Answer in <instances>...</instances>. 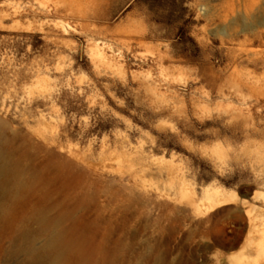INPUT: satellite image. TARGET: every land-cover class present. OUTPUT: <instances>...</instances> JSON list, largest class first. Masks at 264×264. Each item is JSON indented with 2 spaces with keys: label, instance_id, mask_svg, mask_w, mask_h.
Segmentation results:
<instances>
[{
  "label": "rangeland",
  "instance_id": "rangeland-1",
  "mask_svg": "<svg viewBox=\"0 0 264 264\" xmlns=\"http://www.w3.org/2000/svg\"><path fill=\"white\" fill-rule=\"evenodd\" d=\"M261 23L264 0H0V264H264Z\"/></svg>",
  "mask_w": 264,
  "mask_h": 264
},
{
  "label": "bare ground",
  "instance_id": "bare-ground-1",
  "mask_svg": "<svg viewBox=\"0 0 264 264\" xmlns=\"http://www.w3.org/2000/svg\"><path fill=\"white\" fill-rule=\"evenodd\" d=\"M15 13H17V12H15ZM261 25H264V23H261ZM257 37H258V35H255L254 36V39H252V45L253 44H255L256 42H257ZM262 37V36H261ZM260 38V37H259ZM96 47H99V45H96ZM96 49V48H95ZM100 49H103V48H101L100 47ZM99 49V50H100ZM99 50H96V56H98V57H100L102 60H104V59H106V57H105V53H102L101 51H99ZM95 52V51H94ZM261 54H263L262 56H263V59L262 60H253L252 62L254 63V65L257 67V68H263L264 67V53L262 52L261 53V51L259 52V51H249L248 52V55H249V57H256V56H258L259 57V55H261ZM250 59V58H249ZM253 59V58H252ZM261 59V58H260ZM262 77V76H261ZM252 79V78H251ZM255 79V78H254ZM254 79H252V81L254 80ZM259 79V78H258ZM238 80H240V78L238 77ZM260 80V79H259ZM251 81V80H250ZM263 81V80H262ZM254 82H256V79H255V81ZM259 82V81H258ZM252 84H253V82H252ZM243 85V84H242ZM250 85H251V83H250ZM260 85H261V83H260ZM257 86V85H256ZM263 87V86H262ZM254 91V90H253ZM262 94V93H261ZM264 94V93H263ZM258 95V94H257ZM255 96H256V94H255ZM259 97V96H258ZM256 98V97H255ZM261 98V97H260ZM262 98H264V96L262 97ZM258 111H259V109H258ZM245 112V111H244ZM250 112V111H249ZM253 111H251V113H252ZM250 113V114H251ZM264 114V113H263ZM252 116H253V114H252ZM256 118V117H255ZM1 173H2V171H1V169H0V175H1ZM258 197L259 198H261L263 201H264V192H262V193H260L259 195H258ZM231 200V194H229V192H226V191H224V190H218V189H214V191L213 192H211L210 190H207V192H206V195H205V197H204V199L202 200V202L200 203V205H199V210L200 211H202V212H205V211H210V210H213V209H215V207L216 206H219V205H222V204H226V203H228L229 201ZM61 238H54V244H56V245H60V243H61ZM63 253V252H62ZM61 254V253H60ZM63 255V254H62ZM61 255V256H62ZM59 258V257H58ZM60 259V258H59Z\"/></svg>",
  "mask_w": 264,
  "mask_h": 264
}]
</instances>
